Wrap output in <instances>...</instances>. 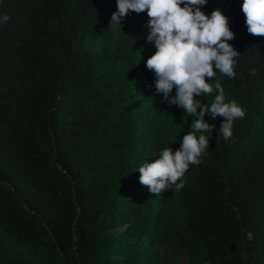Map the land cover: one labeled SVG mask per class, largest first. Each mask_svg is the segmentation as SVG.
<instances>
[{
    "label": "trees",
    "instance_id": "obj_1",
    "mask_svg": "<svg viewBox=\"0 0 264 264\" xmlns=\"http://www.w3.org/2000/svg\"><path fill=\"white\" fill-rule=\"evenodd\" d=\"M241 3L202 11L229 18L236 75L212 83L245 115L228 141L205 116L207 154L156 195L136 169L194 117L155 93L146 12L113 28L115 0H0V264H264V37Z\"/></svg>",
    "mask_w": 264,
    "mask_h": 264
},
{
    "label": "clouds",
    "instance_id": "obj_2",
    "mask_svg": "<svg viewBox=\"0 0 264 264\" xmlns=\"http://www.w3.org/2000/svg\"><path fill=\"white\" fill-rule=\"evenodd\" d=\"M207 3L208 0H115V11L110 16L109 26L115 28L122 26L125 16L146 12L145 39L155 50L144 65L154 75L155 93L194 117L189 125L192 131L179 138L175 151L164 147L154 160H145L136 169L139 183L152 194L181 189L189 166L201 163L214 128L205 116L222 118L218 132L228 141L233 136L234 121L245 115L236 100H225L219 80L213 86L217 71L228 78L236 75L234 66L239 53L228 43L234 38L229 18L220 8L205 14L202 8ZM240 8L246 31L264 37V0H242ZM8 20L7 14L0 15V25ZM213 92L210 104L194 99ZM245 237L251 240L252 232H246Z\"/></svg>",
    "mask_w": 264,
    "mask_h": 264
},
{
    "label": "rangeland",
    "instance_id": "obj_3",
    "mask_svg": "<svg viewBox=\"0 0 264 264\" xmlns=\"http://www.w3.org/2000/svg\"><path fill=\"white\" fill-rule=\"evenodd\" d=\"M160 250L162 253L166 252L165 248H160ZM181 264H188V263L185 260H183V261H181Z\"/></svg>",
    "mask_w": 264,
    "mask_h": 264
}]
</instances>
